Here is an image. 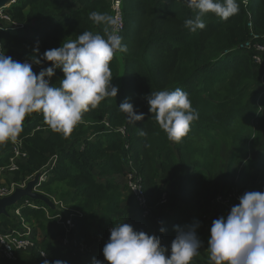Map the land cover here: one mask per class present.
Here are the masks:
<instances>
[{
  "label": "trees",
  "instance_id": "16d2710c",
  "mask_svg": "<svg viewBox=\"0 0 264 264\" xmlns=\"http://www.w3.org/2000/svg\"><path fill=\"white\" fill-rule=\"evenodd\" d=\"M120 2V35L127 51L117 53L110 62L117 96L84 113L68 137L50 130L39 112L25 119L20 134L27 159L20 163L15 179L40 170L54 156L38 189L64 208L52 209L35 199L39 208L23 206L25 199L32 200L26 196L10 205L13 211L20 208V216H0V233L17 229L23 220L33 229L31 254L39 249L65 264H94L101 261L110 226L127 223L135 231L158 236L170 248L176 226L198 222L196 234L202 246L192 264H210L207 247L212 222L228 214L216 198L232 192H264V69L253 62L252 51L239 48L248 39L249 22L256 33L264 34V0H237L240 11L227 21L208 13L202 17L206 27L196 33L183 26L196 15L184 0ZM93 11L112 18L114 14L107 0H17L5 13L23 28L0 27V51L25 62L60 47L64 40H75L84 31L105 36L109 26L89 19ZM37 42L38 53L33 51ZM40 65L49 67L51 62L42 60ZM41 68L33 71L39 73ZM62 78V71L56 69L50 83L59 86ZM176 88L188 93L199 114L179 143L167 139L148 111L146 99L151 93ZM126 97L134 111L145 114L143 120L128 123L118 107ZM119 128H124V134ZM141 130L146 135H139ZM8 143L0 145L5 150L0 166L10 155ZM222 144L231 153L219 179ZM255 147V158L246 161ZM131 169L142 180L149 207L145 217L125 183ZM118 176H123V185ZM163 194L169 200L178 197L182 205L166 219L158 212L164 206L159 204ZM192 213L201 217L191 219ZM182 216L188 218L187 224L179 222ZM67 218L73 222L68 232L63 226ZM67 235L83 247H65L59 238ZM22 259L0 258V264H30Z\"/></svg>",
  "mask_w": 264,
  "mask_h": 264
},
{
  "label": "clouds",
  "instance_id": "9594fccd",
  "mask_svg": "<svg viewBox=\"0 0 264 264\" xmlns=\"http://www.w3.org/2000/svg\"><path fill=\"white\" fill-rule=\"evenodd\" d=\"M184 2L196 13L183 25L192 33L206 27L202 17L208 13L227 21L240 11L237 0ZM89 19L109 26L104 30L106 38L84 31L75 40H64L60 47L46 50L40 58L33 56L32 63L15 61L0 53V145L15 143L25 119L35 112L43 115L50 130L68 137L82 122L84 113L106 98L117 96L118 86L111 83L110 62L117 53L126 52L127 46L122 43L119 29L112 27L115 24L112 17L93 11ZM33 51L38 53V42ZM42 60L51 65L37 74L32 65H40ZM56 69L63 73L59 86L50 83ZM146 99L148 111L173 143L181 142L190 132L191 124L199 119L188 93L180 88L160 90ZM118 107L126 114L128 123L144 119L145 114L134 111L127 97ZM139 135L146 133L141 130ZM238 199L239 203L226 216L212 222L207 247L210 264H264V192H245ZM198 227V222L176 226V236L170 248H166L158 236L121 223L110 229L102 254L107 264H192L202 246L196 234ZM44 264L50 262L45 260ZM51 264L65 262L55 260ZM94 264L101 261L94 260Z\"/></svg>",
  "mask_w": 264,
  "mask_h": 264
},
{
  "label": "built area",
  "instance_id": "2783aa9c",
  "mask_svg": "<svg viewBox=\"0 0 264 264\" xmlns=\"http://www.w3.org/2000/svg\"><path fill=\"white\" fill-rule=\"evenodd\" d=\"M17 0H8L7 3L0 6V27H8V29H15V28H23V24L17 23L12 21L10 16H8L5 13V8L9 7L11 4L15 3ZM112 9L114 11L113 14V20L115 21V24L113 27L119 29V34L123 29V19H122V13H121V2L120 0H117L116 3H112ZM252 23L249 22L248 28H249V36L248 41H246L244 44H240L239 48L243 51H252V59L253 62L258 65L262 66L264 69V34L260 35L259 33H256L255 30L252 28ZM1 53V51H0ZM27 62H32L27 60ZM42 66H37L35 71L39 70ZM38 74V73H37ZM51 82V80H50ZM118 131L121 132V134H124V128H119ZM21 139V138H20ZM9 163L6 165V168L10 171H14L16 169H19V162L17 165L16 157H18L21 153V148H23L22 139L17 140L15 143L9 142ZM4 148L0 146V154H4ZM22 152H25L22 149ZM55 157L53 156L51 160L40 170L32 173L31 175L27 176V178L24 179V181L21 184L16 183H6L2 182L0 183V198L5 197L13 193L17 188H24L28 181L32 180L35 175L39 174L37 183L34 185L33 189L36 191H40L42 194H45L43 191L38 189L39 185L42 181L46 180L47 178V172L52 168V165L54 164ZM3 166V165H2ZM0 166V173L5 168L4 166ZM50 167V168H49ZM141 177L139 174L134 170H129L125 175V183L128 187V190L130 193L134 195L135 203L140 211H142L143 216H147L149 214V207L146 202V197L144 194V189L142 188V182ZM18 186V187H17ZM35 191V192H36ZM48 196V195H47ZM49 198H51L49 196ZM239 195L236 194V192H232L227 195V197L223 198L222 196H218L216 198L217 201L222 202V204L228 209V213L230 212V209L232 206H234V201H239ZM53 202L56 205H60V207H63V204L61 202L55 201L53 198H51ZM34 199L29 200L25 199L23 202V206H28L31 208H39V205H37L35 202H33ZM167 202L166 194H163L159 204H165ZM47 212V211H46ZM13 216H20V208L17 207L13 211ZM56 218H58V221L61 220V216L57 215ZM22 226L21 228L17 229H8L6 233H0V249L2 253V258L7 259L9 261H13L16 258V252L24 250V252H30L32 251L34 247V241L31 239L33 236V229L31 230V226L25 223L23 220L20 222L19 226ZM63 226L65 230L68 232L71 227H73V222L70 218H67L65 222L63 223ZM113 227L108 228V233L110 234V229ZM62 243L65 245H72V247H83V244H79L76 241H72L70 237L66 236L62 238ZM15 251V253H13ZM44 253L41 251V254ZM45 256V255H42ZM15 261V260H14ZM13 261V262H14Z\"/></svg>",
  "mask_w": 264,
  "mask_h": 264
},
{
  "label": "rangeland",
  "instance_id": "374dc122",
  "mask_svg": "<svg viewBox=\"0 0 264 264\" xmlns=\"http://www.w3.org/2000/svg\"><path fill=\"white\" fill-rule=\"evenodd\" d=\"M110 4H111V8H112V3H116V1L117 0H107ZM248 25V24H247ZM246 41H248V40H246ZM246 41H244V43L246 42ZM244 43H242V44H244ZM30 61V60H29ZM30 63H32V62H30ZM37 66H41V65H36V64H33L32 65V67H33V69L35 70V69H37L36 67ZM22 139V143H23V137H21V136H19V138H18V140H20L21 141V139ZM8 146H10L9 145V143H8ZM22 149H23V151L25 152V156H24V153L22 152ZM220 150H221V155L219 154V161H220V164H221V166H220V169H219V173H220V175H219V179H221V178H223V174H224V171L226 170V165H227V160H228V157H229V155H230V153H231V150L229 149V147H228V145L227 144H222V146H221V148H220ZM255 155H256V147H255V149L254 150H252V148H251V151L249 152V155L247 156V160L246 161H248V160H253L254 158H255ZM27 159V152H26V150H25V147H24V143H23V148H21V153H20V155L18 156V157H16V162H17V165H18V162H19V166H20V163H23V162H25V160ZM7 164L9 163V159L7 160V162H6ZM7 164H4L3 166L5 167L2 171H1V173H0V183H2V182H6V183H9V182H12V183H16V184H21L23 181H24V179L25 178H27V176H29V175H27L25 178H23V179H19V180H16L15 178H16V176H17V173H19L20 171V167H19V169H16V170H14V171H10V170H8L7 168H6V165ZM2 166V167H3ZM242 166V165H241ZM237 167H240L239 165H237ZM130 168V166L128 165V169ZM118 178L120 179V184L121 185H123V176L121 177V176H118ZM18 187V186H17ZM32 191H36V190H34L33 188H32ZM37 193H41L39 190L38 191H36ZM236 194H238L239 195V197L241 196L238 192H236ZM45 196H47V195H45ZM47 197H49V196H47ZM166 198H167V196H166ZM51 199V198H50ZM52 200V199H51ZM53 201V200H52ZM19 202V201H18ZM17 202V203H18ZM238 202L239 201H234V204H238ZM16 203V204H17ZM14 205V204H13ZM137 207V206H136ZM13 208L14 207H12V206H8V208H7V214H6V216H8V218L12 215H16L15 213L13 214ZM54 208H56V209H61L62 207H60V205H56L55 203H54ZM53 208V209H54ZM137 209H138V207H137ZM180 209H182V205H181V203L178 201V197L175 199L174 197H173V199H168L167 198V202L164 204V206H160V208L158 209L159 211L158 212H160V214H162V216L164 217V219H166L167 218V216H169V215H171V214H173V213H175V211H179ZM50 213H49V211H47L46 212V216H48ZM18 216V215H17ZM138 217V215L136 214L135 215V219H136V222H138V220H139V218H137ZM201 217V213H198V214H191V219H199ZM206 219V218H205ZM187 221H188V218H185V216H182L181 218H179V222H182V223H185V224H187ZM22 226L20 225L19 227H18V229L19 228H21ZM208 228H204L203 230L204 231H206ZM31 230H32V228H31ZM54 241V240H53ZM161 245L162 246H164V247H166V244L164 243V242H161ZM98 246V245H97ZM95 248L96 247H94V248H91L90 249V251L92 252V254H94V251H95ZM13 253H15V251L13 252ZM89 253V252H88ZM20 256L23 258L22 259V261L23 262H29L30 264H42V262H43V259L42 258H40L39 257V255H38V253H37V251L35 252V253H29V252H24V250H22V251H18V252H16V258H20ZM48 257V256H47ZM0 258H2V253H1V249H0ZM15 258V259H16ZM14 259V260H15ZM13 260V261H14ZM45 260H48L49 262H50V264H51V262H53L54 260H52V259H50V258H47V259H45ZM88 260V257H86V261ZM101 262L102 263H105V259H104V257H103V254L101 253Z\"/></svg>",
  "mask_w": 264,
  "mask_h": 264
},
{
  "label": "water",
  "instance_id": "95a60500",
  "mask_svg": "<svg viewBox=\"0 0 264 264\" xmlns=\"http://www.w3.org/2000/svg\"><path fill=\"white\" fill-rule=\"evenodd\" d=\"M8 0H0V6L7 3ZM39 174L35 175L34 178L27 182L24 188H17L13 193L8 196L0 198V215L7 214V207L14 204L15 201L19 200L22 196H28L35 200H40L48 205L50 208H54V202L42 193L32 191V188L37 183Z\"/></svg>",
  "mask_w": 264,
  "mask_h": 264
},
{
  "label": "crops",
  "instance_id": "0c3cea01",
  "mask_svg": "<svg viewBox=\"0 0 264 264\" xmlns=\"http://www.w3.org/2000/svg\"><path fill=\"white\" fill-rule=\"evenodd\" d=\"M127 191H128V190H127ZM24 197H26V196H22L19 200L15 201V203H17L18 201H20V200H21L22 198H24ZM15 203H14V204H15ZM6 209H7V208H6ZM0 216H1V215H0ZM137 218H138V217H137ZM112 227H113V226H112ZM67 236L70 237L69 235H67ZM65 237H66V236H65ZM62 238H64V237H60V238H59V242L62 241ZM70 239H71L72 241H75V240H74L73 238H71V237H70ZM64 245H65V244H64ZM65 247H67V246L65 245ZM33 249H34V247H33ZM33 249H32V250H33ZM41 251H42V250H39V249H38V250H37V253H38L39 257L42 258L43 261H45V259H47L48 257H47V255L42 256V255H41ZM27 252H28V251H27ZM29 253H31V251H30ZM44 253H45V252H44Z\"/></svg>",
  "mask_w": 264,
  "mask_h": 264
}]
</instances>
